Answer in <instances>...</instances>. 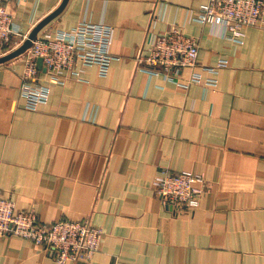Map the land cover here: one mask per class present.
I'll return each mask as SVG.
<instances>
[{"label":"crops","instance_id":"obj_1","mask_svg":"<svg viewBox=\"0 0 264 264\" xmlns=\"http://www.w3.org/2000/svg\"><path fill=\"white\" fill-rule=\"evenodd\" d=\"M206 0H68L39 34L82 21L112 27L114 58L101 75L40 82L35 109L20 94L22 55L0 64V196L39 220L87 219L99 249L74 264H264V24L240 42L221 24L189 18ZM60 0H7L19 34ZM177 25L198 42L197 65L214 87L187 88L137 66L149 29ZM224 63L215 68L219 61ZM190 170L206 179L193 210L173 209L152 188L155 175ZM0 264H59L32 241L0 237ZM72 264V263H65Z\"/></svg>","mask_w":264,"mask_h":264},{"label":"built area","instance_id":"obj_2","mask_svg":"<svg viewBox=\"0 0 264 264\" xmlns=\"http://www.w3.org/2000/svg\"><path fill=\"white\" fill-rule=\"evenodd\" d=\"M4 1L7 0H0V46L19 34ZM189 18L201 24H221L228 31L225 36L240 42L243 26L264 24V0H206L191 10ZM112 34L111 26L86 21L69 30L38 33L22 53L24 69L19 89L25 98V106L35 109L48 98L49 85L40 82L41 72L50 82L62 83L69 77L81 78L77 67L79 63L97 65L99 73L105 75L114 58L109 50ZM25 36L21 35L22 38ZM145 46L147 52L136 58L139 69L150 74H161L185 88L191 83L211 87L216 85L215 78L201 79L197 73L181 81L180 70L198 63V42L196 38L185 35L179 26L172 25L162 31L149 29ZM39 57L44 70L37 66ZM223 63L221 60L215 66L205 67L215 70ZM152 188L161 201L173 209L193 210L199 205V198L205 191L206 179L190 170L171 172L165 169L154 176ZM102 233L101 228L87 219L62 218L42 222L34 209L16 210L12 198L0 196V237L14 235L26 238L41 246L59 264L90 260L99 249Z\"/></svg>","mask_w":264,"mask_h":264},{"label":"water","instance_id":"obj_3","mask_svg":"<svg viewBox=\"0 0 264 264\" xmlns=\"http://www.w3.org/2000/svg\"><path fill=\"white\" fill-rule=\"evenodd\" d=\"M68 0H60L59 4L47 13L44 17L38 20L27 32L26 36L22 39V41L16 45L15 47L0 53V64L4 63L14 57L21 55L32 43V41L36 38L39 31L54 17H56L65 7ZM37 66L41 70H44L42 67V59L37 58Z\"/></svg>","mask_w":264,"mask_h":264},{"label":"rangeland","instance_id":"obj_4","mask_svg":"<svg viewBox=\"0 0 264 264\" xmlns=\"http://www.w3.org/2000/svg\"><path fill=\"white\" fill-rule=\"evenodd\" d=\"M23 38L21 36H19L18 38H14V39H9L8 41H6V43H8L6 46L5 44L3 43L1 46H0V53H3L13 47H15L16 45H18V43L22 40ZM6 47V48H5ZM22 55V54H21ZM23 56V55H22Z\"/></svg>","mask_w":264,"mask_h":264},{"label":"trees","instance_id":"obj_5","mask_svg":"<svg viewBox=\"0 0 264 264\" xmlns=\"http://www.w3.org/2000/svg\"><path fill=\"white\" fill-rule=\"evenodd\" d=\"M5 43H6V42H5ZM5 43H4V44H5ZM7 44H8V43H6L5 46H6ZM6 47H8V46H6ZM6 47H5V48H6Z\"/></svg>","mask_w":264,"mask_h":264}]
</instances>
